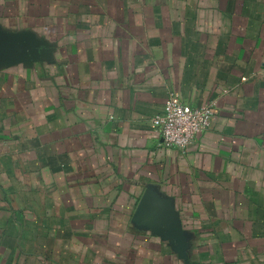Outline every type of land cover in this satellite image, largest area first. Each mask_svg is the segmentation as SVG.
<instances>
[{
	"label": "crops",
	"instance_id": "crops-1",
	"mask_svg": "<svg viewBox=\"0 0 264 264\" xmlns=\"http://www.w3.org/2000/svg\"><path fill=\"white\" fill-rule=\"evenodd\" d=\"M0 264H264V0H0ZM214 103L184 152L165 100ZM169 198L186 258L133 214Z\"/></svg>",
	"mask_w": 264,
	"mask_h": 264
},
{
	"label": "water",
	"instance_id": "water-1",
	"mask_svg": "<svg viewBox=\"0 0 264 264\" xmlns=\"http://www.w3.org/2000/svg\"><path fill=\"white\" fill-rule=\"evenodd\" d=\"M37 58V43L30 34L0 30V62L30 63ZM132 220L137 226L152 228L182 258H186L187 239L177 220L171 199L146 191L136 205Z\"/></svg>",
	"mask_w": 264,
	"mask_h": 264
},
{
	"label": "built area",
	"instance_id": "built-area-1",
	"mask_svg": "<svg viewBox=\"0 0 264 264\" xmlns=\"http://www.w3.org/2000/svg\"><path fill=\"white\" fill-rule=\"evenodd\" d=\"M214 112V103L190 107L172 94L165 100L163 111L152 118L151 125L165 147L184 153L196 135L209 127Z\"/></svg>",
	"mask_w": 264,
	"mask_h": 264
}]
</instances>
